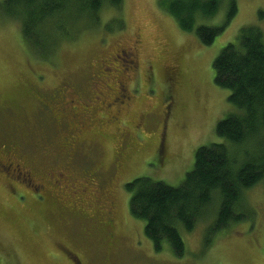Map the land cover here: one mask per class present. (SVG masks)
I'll use <instances>...</instances> for the list:
<instances>
[{
    "label": "rangeland",
    "instance_id": "1",
    "mask_svg": "<svg viewBox=\"0 0 264 264\" xmlns=\"http://www.w3.org/2000/svg\"><path fill=\"white\" fill-rule=\"evenodd\" d=\"M233 2L236 16L204 46L195 33L180 29L159 0H123L118 11L103 9L99 28L59 44L49 62L37 58L21 25L0 13V144L16 145L39 176L61 172L54 162L60 159L56 151L63 156L64 127L52 123L48 109L57 90L58 96L66 92L65 101L94 110L74 166L92 161L119 189L122 184L119 219L110 230L106 217L100 216L101 226L90 208L93 198L78 172L71 183L81 202L53 187L49 205L37 194L10 190L0 174V264H264V182L244 192L242 211L252 218L213 233L220 208L214 198L194 231L179 227L183 257L167 243L155 251L145 223L131 216L132 194L125 190L139 178L179 187L194 168L196 151L224 142L218 123L240 111L229 102L230 92L215 84L213 64L243 28L264 33V0H222L214 18L197 24L222 26ZM121 50L133 56L115 62ZM119 83L132 96L123 107L115 105L117 95L109 97ZM118 161L124 172L115 178L110 174ZM64 181L58 180L60 188Z\"/></svg>",
    "mask_w": 264,
    "mask_h": 264
},
{
    "label": "trees",
    "instance_id": "2",
    "mask_svg": "<svg viewBox=\"0 0 264 264\" xmlns=\"http://www.w3.org/2000/svg\"><path fill=\"white\" fill-rule=\"evenodd\" d=\"M222 0H159L185 33H195L204 46H211L237 14L231 4L220 27L197 25L217 15ZM123 0H4L0 13L21 25L24 40L39 60L49 62L59 44L76 42L96 30L105 7L120 10ZM215 84L230 92L229 102L239 109L220 121L216 134L224 142L200 147L193 170L179 187L149 178L125 186L132 194L131 216L145 223V235L156 252L167 243L177 257L185 255L179 231L196 228L197 221L214 198L220 208L213 233L253 214L242 211L244 192L264 182V33L257 26L243 28L235 43L215 59Z\"/></svg>",
    "mask_w": 264,
    "mask_h": 264
},
{
    "label": "flooded vegetation",
    "instance_id": "3",
    "mask_svg": "<svg viewBox=\"0 0 264 264\" xmlns=\"http://www.w3.org/2000/svg\"><path fill=\"white\" fill-rule=\"evenodd\" d=\"M130 56L132 57L133 54H126L124 50H121L120 53L116 55L115 62H126L123 59H126L125 57L130 58ZM105 87L106 86H104V89ZM57 92L58 90L56 93ZM56 93L52 99H49L50 110L48 109V113L52 119V123L54 120L56 125L59 124L61 127H64V132L61 135L60 140L63 147V156H59L60 152L56 151L58 158L60 159L54 162L62 165V169H60L61 172L54 173L52 170L50 171L48 169L47 171L50 172H47V174L43 176H39L35 173L33 167L35 163H30L29 160V166H26V162L24 163V158L19 152L20 149H18L16 145L8 143L7 145L0 144V174L4 177L8 185L11 186L10 190L25 193L27 196L31 195V198L37 194L41 198L46 199L47 204L49 205L51 204L52 194L54 193L53 187L63 194L70 192V199L72 201H80L81 196L78 197L76 194L72 193V188L73 186L76 187V184L71 183V180L73 182L75 181L73 180L75 177L73 173L78 172V177H81L82 181L87 185L86 188L89 190L86 195L89 194V196L93 198V203L90 208H95V214L97 213L96 216H98L99 224L102 226V219H100V216H105L106 222L104 219L103 225L106 229L109 228L111 230L119 219L118 211L120 203L118 202V194L120 193L119 191L121 190L122 184L119 189L118 185H115L113 180L104 177L105 171L101 165H98L97 163L92 164V161L87 163V167L83 165L78 167L74 166V163L77 162L75 161L78 156V154H76L78 152L77 149L83 144L81 142L83 139V133L86 131V126H89L90 123V121L86 123V120L91 115H94V110H91L88 113L84 110L85 107H83L84 109L76 107L74 101H65L67 98L66 92L64 95L59 96L56 95ZM112 93H114V95H112ZM116 95L117 97H115ZM109 97L112 99L115 97L113 99L115 105L121 104L123 107L126 105L125 102L129 101L132 96H130L129 90L125 84L119 83L117 88L112 86V91L109 94ZM114 107H116V109L119 108L117 106ZM114 120L115 122L118 121L117 118ZM58 144L59 142L57 143L54 141L52 143L55 147L58 146ZM47 151L48 150H45V152ZM123 161L114 163V172L110 175H113L116 178L119 172H124ZM60 178L65 180L63 187L61 188L57 183ZM73 197L76 199H73ZM67 208L68 206L65 207L64 210H67ZM80 211H85V209Z\"/></svg>",
    "mask_w": 264,
    "mask_h": 264
}]
</instances>
